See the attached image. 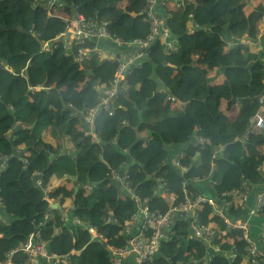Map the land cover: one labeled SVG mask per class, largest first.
I'll return each instance as SVG.
<instances>
[{
	"label": "trees",
	"instance_id": "trees-1",
	"mask_svg": "<svg viewBox=\"0 0 264 264\" xmlns=\"http://www.w3.org/2000/svg\"><path fill=\"white\" fill-rule=\"evenodd\" d=\"M251 1L183 0L182 8L166 6L171 1L160 6L170 34L179 37L176 50L167 55L161 41L151 46L150 61L142 59L126 75L127 89L111 102L113 115L102 112L94 119L100 139L95 142L87 135L85 116L101 101L97 87L111 85L116 65L98 53L77 61L79 48L99 43L69 47L60 38V16L77 8L88 19L106 21L114 40L132 43L149 32L148 0H58L52 10L48 0H0V155L7 158L0 175L2 259L38 232L55 264H112L104 243L124 247L126 225L137 211L133 197L113 180L117 170L152 212L168 211L173 193V206L182 203L184 191L198 192L195 183L204 180L218 210L231 219L244 218L245 206L233 204V190L244 180L264 187V132L251 128L257 114L264 117V51L252 50L264 7L248 13ZM211 71L222 79L216 81ZM175 102L182 107L172 108ZM234 106L239 111L233 117ZM135 129L147 140L135 144ZM67 140L74 152L64 149ZM174 146L179 151L172 156ZM44 163L46 172L36 175ZM41 179L40 187L36 181ZM51 200L59 205L52 208ZM68 200L73 204L65 215ZM199 221L225 232L214 242L218 252L193 238L191 220L181 219L145 264H205V259L250 264L240 232L228 229L212 205L201 207ZM85 226L102 240L93 239ZM22 260V253L15 254L14 261Z\"/></svg>",
	"mask_w": 264,
	"mask_h": 264
},
{
	"label": "built area",
	"instance_id": "built-area-1",
	"mask_svg": "<svg viewBox=\"0 0 264 264\" xmlns=\"http://www.w3.org/2000/svg\"><path fill=\"white\" fill-rule=\"evenodd\" d=\"M171 1L177 8L184 7L183 0H148L145 6V13L150 22L149 32L145 39H137L132 43H123L119 40H114L109 31L108 23L106 21H98L86 18L81 12L75 8L69 16L62 17L64 22V31L60 34V38L64 39L66 43L71 46H80L87 41L98 42L99 46L94 49L79 48L77 50L75 59L82 62L92 54L98 53L101 59L113 61L116 65V73L114 79L109 87L98 86L97 91L101 94L100 103L93 109L89 110L85 116V122L88 125L87 135H91L95 142H100L98 135L94 132L92 124L96 116L102 112H106L109 116L113 115V109L110 107L111 102L118 98L122 90L127 89L126 75L138 68L141 60L148 50L157 41H161L165 47L167 55L173 53L177 47V40L175 36L170 34L167 29L166 19L161 16L158 11V4H165L164 2ZM58 0H48V8L52 10L56 7ZM59 7H62L59 5ZM114 43L113 48H104L101 43ZM139 47L144 52H136L134 50H125V48ZM174 100V99H173ZM174 109H180L177 102L172 106ZM253 129L264 132V117L260 114L254 118L252 122ZM199 142L211 146L209 139L194 136ZM216 152L218 150L214 149ZM20 152L18 150L17 154ZM7 158L0 155V175L6 168ZM185 171V169H183ZM39 175V172L36 173ZM113 180L121 184L128 195H131L136 203L137 211L127 223L125 233L127 234V243L124 247H109L112 264H124L127 259L133 258L135 264H145L153 260L160 246L163 242L170 239V231L177 220L187 219L192 222L191 236L195 239L204 241L207 244L209 251H219L214 242L220 240L225 232L220 227L214 228L210 225L199 221V212L203 205L209 204L216 209V215L221 218L228 229L240 232V240L247 244L246 257L250 264H263L264 253L259 249L252 237L250 219L254 217H261L264 219V191L258 194L255 205L248 211L246 219H231L225 216L222 210H218L215 200L199 192L184 191L185 200L174 205L177 199V194H170L171 208L166 212H152L147 206V199H141L138 195L132 192L125 182V177L119 174V171L112 173ZM37 186H42V179L36 181ZM86 189L90 186L86 185ZM253 186L244 180L242 184L232 192L233 204H242L245 206L253 194ZM43 192L48 194V189ZM52 201V200H51ZM50 201V202H51ZM228 206L229 203H226ZM72 207V203H71ZM71 208L65 209L67 215ZM67 213V214H66ZM79 223V220H75ZM139 224L140 228L137 233L134 232L135 227ZM90 233L93 239L102 240L96 230L90 226L84 227ZM132 234V235H131ZM2 235L0 234V239ZM260 241L264 245V225L262 228ZM107 243V242H106ZM17 253L24 255V260L14 261V256ZM54 255L47 248V243L43 241L37 234H31L27 242L21 244L19 248L11 251L5 259L0 257V264H55ZM209 260L204 261L208 264Z\"/></svg>",
	"mask_w": 264,
	"mask_h": 264
},
{
	"label": "crops",
	"instance_id": "crops-1",
	"mask_svg": "<svg viewBox=\"0 0 264 264\" xmlns=\"http://www.w3.org/2000/svg\"><path fill=\"white\" fill-rule=\"evenodd\" d=\"M167 5L170 8L174 7V5L172 3H170V4L166 3V6ZM258 6L264 7V0L251 1L249 3V6H248V10H247L248 13L252 12L253 9L258 7ZM161 12H162V14L165 13L163 8L161 9ZM258 31H259L258 41H257V43H254L252 45V50L254 52L261 53L264 51V18L262 20H260L258 23ZM210 73H211L212 77L214 79H216V81H219L222 79V76H220L216 71H211ZM261 90H262L263 95H264V87H262ZM238 111H239V106H234V110L230 113V115H233V117H234L238 113ZM263 112L264 111L262 109L261 113H263ZM44 141L46 143H49L47 140H44ZM64 149H66V151H69V152H74V147H73L71 142L65 143ZM170 151H171L172 156H174V154H176L179 151V147L178 146L171 147ZM47 167H48V163H44L36 173L39 172V174L43 176V173L46 172L45 170L47 169ZM51 182H52V180H51ZM195 186H196L195 189L199 193H202V194L208 196L209 198H212L213 191H212L210 184L208 182L202 180V181L195 183ZM263 190H264V187H261V188L254 187L253 188V194L251 195L249 201L246 204L244 218L248 216V211L255 205L258 194L261 193ZM50 203H51V206H53V205L58 206L59 205V201H56V200H53ZM71 203H72L71 200H68L66 202V204L64 205V207L65 208H69V207L71 208ZM2 215H3V209L0 207V218L1 219H2ZM5 219H6V216H5ZM250 223H251V232H252L253 240L255 241V243L257 244L259 249H261V251L264 253V245H262V243L260 241L262 228L264 225V219L257 216V217L251 218ZM140 225L141 224H139L136 227V229L134 230L135 232L139 230ZM125 264H134V260L130 258L125 262Z\"/></svg>",
	"mask_w": 264,
	"mask_h": 264
},
{
	"label": "water",
	"instance_id": "water-1",
	"mask_svg": "<svg viewBox=\"0 0 264 264\" xmlns=\"http://www.w3.org/2000/svg\"><path fill=\"white\" fill-rule=\"evenodd\" d=\"M176 39L178 40L179 37H176ZM53 43V42H51ZM70 47V46H69ZM132 50L136 51V52H144V50L142 48H139V47H135V48H132ZM143 59L146 60V61H150V57L148 54H145L143 56ZM167 59H165L166 61ZM31 65V62L28 63V66L27 68L25 69L24 73L29 76V71H28V68L30 67ZM191 66H195V63H192ZM233 100H236V97H233ZM187 104H183V107H185ZM21 128L20 127H17V130H20ZM135 132H136V140H135V144L139 143L140 141H146L147 138L145 137H142L139 130L138 129H135ZM214 172H215V169L213 170V173H212V176L214 175ZM150 178V177H149ZM77 183V180H75V184ZM57 206L56 205H53L52 208H56Z\"/></svg>",
	"mask_w": 264,
	"mask_h": 264
},
{
	"label": "clouds",
	"instance_id": "clouds-1",
	"mask_svg": "<svg viewBox=\"0 0 264 264\" xmlns=\"http://www.w3.org/2000/svg\"><path fill=\"white\" fill-rule=\"evenodd\" d=\"M165 3V2H164ZM172 3V2H171ZM173 4V3H172ZM174 5V4H173ZM160 6H162L163 7V4H161V2H159V4H158V11H159V13H160ZM174 8H177L175 5H174ZM61 17V16H60ZM62 17H64V16H62ZM164 18V17H163ZM189 27H190V29H191V31H193L194 30V27H193V25L191 24V23H189ZM176 38V37H175ZM177 40V39H176ZM178 41V40H177ZM70 47H71V45L70 44H68ZM176 50V49H175ZM149 55V54H148ZM261 102L262 103H264V97L261 99ZM180 106V105H179ZM182 106H180V108H181ZM260 114V113H259ZM261 115V114H260ZM21 151V150H20ZM40 175V174H39ZM73 179V181H74V183H75V180H77L76 178H72ZM77 184V183H76ZM264 191V190H263ZM262 191V192H263ZM72 202V201H71ZM73 204V203H72ZM243 219H246V218H243ZM105 244V246H107L108 248L110 247V246H108L107 245V243L105 242L104 243ZM110 250V249H109ZM131 259H133V258H131ZM128 260V259H127ZM126 260V261H127ZM134 260V259H133ZM111 261H112V259H111ZM125 261V262H126ZM205 261V260H204ZM125 262H124V264H125ZM211 262V261H210ZM134 264H135V261H134Z\"/></svg>",
	"mask_w": 264,
	"mask_h": 264
},
{
	"label": "rangeland",
	"instance_id": "rangeland-1",
	"mask_svg": "<svg viewBox=\"0 0 264 264\" xmlns=\"http://www.w3.org/2000/svg\"><path fill=\"white\" fill-rule=\"evenodd\" d=\"M68 142H70V141L67 140V143H68Z\"/></svg>",
	"mask_w": 264,
	"mask_h": 264
}]
</instances>
